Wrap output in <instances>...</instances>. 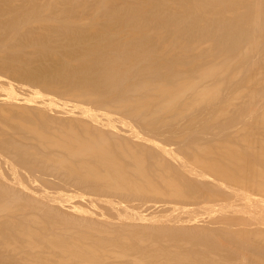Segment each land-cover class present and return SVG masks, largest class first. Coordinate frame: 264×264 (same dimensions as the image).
<instances>
[{"label": "bare ground", "instance_id": "1", "mask_svg": "<svg viewBox=\"0 0 264 264\" xmlns=\"http://www.w3.org/2000/svg\"><path fill=\"white\" fill-rule=\"evenodd\" d=\"M26 1L16 20L0 21V32L18 53L27 43L39 57L34 72L31 56L11 55L16 75L23 70L50 89L21 93L0 75V216L19 226L2 239L10 250L2 263L14 257L49 264L57 253L54 264H185L192 254L184 241L196 243L204 232L219 252L211 260L261 264L264 82L257 73L245 77L244 64L230 74L236 59L228 52L211 65L191 66L196 75L169 61L184 46L189 22L236 23L237 51L254 54L264 39V0ZM230 4L236 6L229 12ZM176 40L182 46L175 48ZM261 60L260 53L252 66ZM51 177L77 185L55 187ZM220 196L230 201L225 208ZM167 201L179 204L159 219L141 211L166 208ZM201 209L212 213L203 227L196 226ZM32 214L37 228L29 224Z\"/></svg>", "mask_w": 264, "mask_h": 264}, {"label": "rangeland", "instance_id": "2", "mask_svg": "<svg viewBox=\"0 0 264 264\" xmlns=\"http://www.w3.org/2000/svg\"><path fill=\"white\" fill-rule=\"evenodd\" d=\"M46 1L47 0H38L37 1V3L38 4H46ZM27 3V1L26 0H0V9H2V10H0V21L4 24H6L8 21L10 22V20L12 21V19H10V18H12V16L13 17H15L14 19H13V21L14 20H16V17L17 16H15V15H17L18 14V12H22V10H23V8L24 7H26L27 5H25ZM226 6H228L226 9L230 12L231 11V7H233V6H236V5H226ZM25 9V8H24ZM3 11V12H2ZM4 11H5V13H7L6 15H5V13H4ZM9 11V12H8ZM9 13V14H8ZM11 15V16H10ZM10 17V18H9ZM6 18V19H5ZM10 19V20H8V19ZM18 18V17H17ZM5 20V21H4ZM0 22V23H1ZM1 23V24H2ZM193 23V22H192ZM191 22H189L188 24H187V30H186V32H184L182 35L184 36V38H182V41L180 42V40L177 42V40L176 41H174L175 42V45L174 46H179V45H181V44H183L184 46H182V48H178L177 46L175 47V48H178V50H173V53L172 52H170L169 53V55L172 53V57L171 56H169L167 59H170V57H171V59H170V65L172 66V67H175V66H177V65H181V68L184 70V71H186V72H189V74H192L191 72L194 70V68H193V70H192V67L191 66H193L194 67V65L196 66V64H198L197 66H199V67H197V69H199L200 67H202L201 66V63H203V65H205V63L204 62H207V61H209L210 62V60H213L212 62L214 63V62H216V60H218L219 59V57L221 56L222 57V55H227L228 53H229V56H233V60L234 59H236V61L234 60V63H232L231 65V67H230V70H228L229 72H230V74H232L231 72H235V71H237L238 69L240 70V68L242 69V67L243 66H245L244 67V69H243V73H245L244 74V76L246 77L247 75H246V73H248L250 76H252L254 73H255V75H256V73H257V75L255 76L256 78H257V80H259L260 79V83H261V81L262 82H264V69H263V67L264 66H261L262 67V69H261V67H259L260 65H261V62H264V60H261V62H260V65L259 66H256L257 68H255V67H253L252 66V64H253V60H256L257 59V57L258 56H260V53H261V55H264V39H263V43H262V46L260 45L259 47V49H257L258 51H256V52H254L256 49H254L255 48V46L253 47V49H254V51H253V49H252V46L250 47L249 46V48L250 49H252L251 51H253V52H251V53H254V54H249L248 52V54L246 55V52L244 53L243 52V49L242 50H239V51H237L238 49H241V48H238L237 49V47H236V45L238 44V41H237V39L238 38H240V35H241V33H240V30H241V28H240V26L239 25H237L236 23H234V24H231V25H226V26H224V25H222V24H220V23H215V24H212V23H208V22H203L202 24H199V22H198V24H194V26H193V24H192ZM194 23H197V22H194ZM208 26H210V28L208 27ZM184 27V26H183ZM33 28V30H35V32H37V26H33L32 27ZM32 28H27V29H31L32 30ZM39 28V27H38ZM26 29V30H27ZM190 29V30H189ZM45 30H47V27H44V31ZM38 31H40V30H38ZM184 31V30H183ZM202 31H204V32H202ZM2 32V31H1ZM0 32V40L2 39V38H4L3 40L6 42V40H9V41H7L8 43L9 42H11V43H9V46L12 48V51H11V53L9 52L10 50L9 49H11L9 46V48H7L6 46L8 45V43L6 44L4 41L2 42V44L4 43V47H3V45L2 44H0L1 46V48L2 49H0V75H5L13 84H14V88H15V90L16 91H18V92H21V93H27V94H30V95H35V94H37L38 92H42V91H45L46 89L45 88H47V84H46V86L44 85V81L43 80H40V79H38V78H34V77H30V76H28V75H25L23 72V70H19L21 73L20 74H18L17 73V75H16V72L17 71H13L14 69H16V70H18V68L19 67H15L14 66V64H13V67L11 66L12 65V61H11V55H12V57L14 56V57H25V56H23V55H29V57L31 56V58H30V62L28 63L29 64V68L32 70V71H34V72H37V62H33V61H37V60H39V57H38V55H37V57L34 55V53H37L36 52V50H35V48H34V46L33 47H31L32 45H30V44H27V43H23L25 46H23L22 44V46H20L21 47V51H20V53H18V50L17 49H14L15 47H16V42H13L12 41V39L10 38H8V39H5L6 37H9V35L6 33V32H4V33H1ZM47 32V31H46ZM200 32H202V33H200ZM174 33V32H173ZM173 33H172V35H173ZM1 34H3V35H1ZM6 34V35H5ZM181 35V37H183ZM171 37V36H170ZM171 38H173V37H171ZM170 39V38H169ZM241 40H242V38H241ZM2 41V40H1ZM1 41H0V43H1ZM179 42L181 43V44H179ZM183 42V43H182ZM237 42V43H236ZM242 42H244V46L245 45H248V44H251L250 42L248 43V41H246V39H245V41L243 40ZM246 42V43H245ZM248 43V44H247ZM6 44V45H5ZM243 44V43H242ZM14 47H13V46ZM26 45H28V46H26ZM186 45V46H185ZM191 45H196V47H194L193 46V49H190V48H192L191 47ZM234 46H235V48H234ZM243 46V45H242ZM243 46V47H244ZM248 47V46H247ZM23 48V49H22ZM248 48V49H249ZM8 49V51H6ZM13 49H14V51H13ZM182 49V50H181ZM249 49V50H250ZM228 50V51H227ZM229 50L231 51V52H229ZM234 50H236L237 51V53H235L234 52ZM175 51V52H174ZM224 51V52H223ZM244 51H247V49L245 48L244 49ZM13 52H15V54H13ZM23 52V53H22ZM212 52H214V53H212ZM228 52V53H227ZM232 52H233V54L235 53V56H236V58H234V55L232 54ZM240 53V55H238L239 53ZM17 53V54H16ZM222 53V54H221ZM224 53V54H223ZM20 54V55H19ZM22 54V55H21ZM212 54V55H211ZM216 54V55H215ZM220 54V55H219ZM232 54V55H231ZM244 54H245V56H244ZM239 56V57H238ZM13 57V58H14ZM220 57V58H221ZM238 57V58H237ZM241 57L243 58V59H241ZM12 58V59H13ZM241 59L240 61L241 62H237V59ZM247 58V59H246ZM249 58V59H248ZM246 59V60H245ZM215 60V61H214ZM244 60H245V63H244ZM219 61V60H218ZM217 61V62H218ZM247 61V62H246ZM238 63L237 65L239 66H237L236 65V63ZM2 63H5V64H2ZM208 63V62H207ZM206 63V64H207ZM251 63V64H250ZM27 64V65H28ZM235 64V65H234ZM241 64V65H240ZM244 64V65H243ZM15 65H19V64H15ZM209 65H211V62L209 63ZM233 65H234V67H233ZM243 65V66H242ZM262 65H264V63H262ZM241 66V67H240ZM15 67V68H14ZM190 67H191V69H190ZM20 68H23V67H20ZM28 68V69H29ZM35 68V69H34ZM236 68V69H235ZM188 69H190V71L188 70ZM182 70V71H183ZM192 70V71H191ZM238 70V71H239ZM258 70V71H257ZM259 70H261V71H259ZM263 70V71H262ZM227 71V72H228ZM14 72V73H13ZM197 72V71H196ZM229 72L228 73H226V75H225V78H227V76L229 77V78H231V76H230V74H229ZM193 73H194V71H193ZM259 73H261V74H263L262 75V77L263 78H261V74H259ZM227 74H229V75H227ZM259 74V75H258ZM21 75V76H20ZM24 75V76H23ZM192 75H196V73H194V74H192ZM245 77H243V74H242V76L240 77V79L238 80H236V81H242V80H244L245 79ZM262 79V80H261ZM224 81H225V83L227 82L225 79H224ZM236 81H234V82H236ZM257 82V81H256ZM42 83V84H41ZM227 83H229V82H227ZM228 85V84H227ZM229 85H231L232 87H230L229 89H232L233 87H235L234 88V90L236 89V86L234 85V83L233 82H230L229 83ZM262 85V84H261ZM45 87V88H44ZM263 87H264V84H263ZM49 88V87H48ZM48 88H47V90H48ZM50 89V88H49ZM264 101V100H263ZM261 109H264V102L262 103V108ZM241 112V111H236V113L234 114V113H231L230 114V116H231V119L233 118H235V120H237V118H238V115H239V113ZM236 115V116H234V115ZM241 114V113H240ZM243 114V113H242ZM233 116V117H232ZM243 117H244V115H242ZM241 116V117H242ZM240 117V116H239ZM240 120V119H239ZM183 152V151H182ZM180 152H178V154H179ZM180 154H182V153H180ZM184 154V153H183ZM182 154V155H183ZM185 155V154H184ZM52 179H53V182H50V185H55V187H62V186H60V185H66V183H67V180L68 179H66L65 180V178H63L62 180H61V178L60 177H58V178H55V177H51ZM55 179V180H54ZM56 183H57V186H56ZM62 183V184H61ZM69 183L70 184H72L71 186H76L77 184H75V183H73V181L72 182H70V180H68V184H67V186H70L69 185ZM116 194V193H115ZM115 194H113L112 193V195H111V197H114V198H117L118 199V197L119 198H121V196L122 195H120V194H117L116 196H115ZM118 196V197H117ZM137 197V196H136ZM135 196H134V198H136ZM125 197L124 196H122V198L121 199H124ZM133 197H131L130 199L128 198V199H126V200H131ZM133 198V199H134ZM140 198V200H138L137 202H140L141 203V201H142V199H144V198H142L141 199V197H138L137 199H139ZM220 198H221V196H220ZM136 199V200H137ZM223 197L221 198V199H219L217 202V204L220 206V205H224V208L226 207V205L230 202L229 200H225V199H223ZM146 200V199H145ZM145 200H143V201H145ZM154 202V201H153ZM179 204V202H175V203H173L172 201H170V202H168L167 201V207L166 208H163V207H154V208H152V209H149V210H141L143 213H149L150 212V214H152V216L154 217L153 219H159V217H160V215L162 214V215H164V214H168L169 212H168V209H172L173 207H175V206H177ZM21 206H18V209L20 210L21 208H20ZM206 209H201V210H198L196 213L198 214V216L200 215V217H198V219H199V222H198V224L196 225V226H199L200 225V227L202 226H205V224H208L209 223V221H211V215L210 214H212V213H210V210H207V212L205 211ZM200 211H201V213H200ZM205 211V212H204ZM166 212V213H165ZM203 212V213H202ZM200 213V214H199ZM109 214H113L114 216H116L118 213H116V212H112V211H110L109 212ZM23 215H24V212H19V214L17 213V215H16V218H21V217H23ZM208 215V216H207ZM215 215H217V214H215ZM155 216H158V217H156L155 218ZM33 217H38V216H36V215H34V214H32V217H28V219H29V224L31 225V227H33V228H37V227H39L40 226V224L39 223H36V222H34L33 221ZM203 217V218H202ZM264 217V216H263ZM263 217H261V219L263 218ZM31 218V219H30ZM11 219V217L10 216H8L7 214H5V215H1L0 216V255H2V256H5L7 253H8V251H10L9 249H6L5 247H3L2 245L3 244H1L2 242H3V238L5 237L6 238V236H8V237H10V234H14V231H16L17 230V228L19 227L18 225H10L11 223H12V221H9V220ZM203 219V220H202ZM260 219V218H259ZM213 220V219H212ZM263 221H264V218L262 219ZM38 233V232H37ZM36 233V234H37ZM203 233V235L204 234H206L205 236H207L208 234L207 233H204V232H202ZM134 234H137V233H134ZM198 234H200V233H198ZM221 234H226V235H228L229 233H226V232H221ZM15 235V234H14ZM197 235V234H196ZM202 234H200V236L199 237H197L196 238V243L195 242H193V243H187V245H186V240L184 241L185 242V246H184V249L183 250H189L191 253H189V255L188 256H190V254H192L191 256H192V258H191V260H187V262L189 263V264H191V262L193 263V264H205L206 263V261H207V263L206 264H210V262H208V261H211L212 262V260H213V262L211 263V264H215V262H217V261H215L216 259L215 258H213V256L215 257V255L217 256V254L219 253V252H217L216 253V251H218V249L217 250H215V249H213L214 247H212L214 244H212L211 242H213V241H215V240H213L212 238H210L209 236L210 235H208L207 237H209V238H207L208 240H206L205 241V237L203 236ZM16 236V235H15ZM203 236V237H202ZM7 237V238H8ZM12 237V236H11ZM201 237L203 238V240L201 241V240H199V238L201 239ZM205 238V239H204ZM19 239V238H18ZM195 239V238H194ZM197 239H198V241H197ZM4 240H7V239H4ZM9 240H10V238H9ZM21 240H22V238H21ZM207 241H210V243H208ZM7 242V241H6ZM199 242H201V246L198 244ZM21 243V242H20ZM207 243V244H206ZM214 243H216V242H214ZM206 244V246L205 247H208V248H205L204 247V245ZM196 245V246H195ZM194 248H193V247ZM203 246V247H202ZM199 247H200V249H199ZM230 247H232L231 249H233V252L235 251V248L237 247V246H235V245H232V246H230ZM234 247V248H233ZM254 247H256V244L254 245V244H252V245H250L248 248H251V250L252 249H254ZM263 247H264V244H263ZM197 248V249H196ZM202 248V249H201ZM236 249H238V247L236 248ZM197 250H199V251H197ZM203 250V251H202ZM212 250V251H211ZM193 251V252H192ZM195 251V252H194ZM200 251H202V255L200 254L201 252ZM207 251V252H206ZM232 251V250H231ZM187 252V251H186ZM186 252H185V254H186ZM200 252V253H199ZM203 252H205V255L203 254ZM208 252H210V253H208ZM226 252V251H225ZM43 253V252H42ZM47 253H51V252H46V254ZM56 254L57 253H55V255L54 254H51V259H50V262L54 259H56V258H58V257H56ZM207 254H209V255H207ZM210 254H212L213 256H212V260L210 259ZM258 254H259V256H260V258L262 259L261 260V264H262V262L264 261V248H260V249H258ZM263 254V255H262ZM8 256H9V254H7ZM48 255H50V254H47L46 256H45V254H44V256L45 257H47ZM52 255H54L55 257L53 258V256ZM196 257H195V256ZM208 257H207V256ZM7 256V257H8ZM41 256H43L42 254H41ZM43 256V257H44ZM263 256V257H262ZM200 257V258H199ZM203 257V259H205L206 258V261L205 260H203V259H201ZM11 258V257H10ZM14 260H13V259ZM11 259L14 261H11V260H8L7 258L4 260V262L2 263V261L0 262V264H22L20 261H19V259H18V261H16V258H14V257H12ZM29 258V257H28ZM48 258H50V256L48 257ZM186 258H187V256H186ZM194 258V262L192 261V259ZM218 258V257H217ZM0 259H2V258H0ZM45 259H47V258H45ZM188 259H189V257H188ZM215 259V260H214ZM229 260H225V259H223V260H221V259H219V260H221V261H219V262H217V264L219 263V264H222L223 262H225L224 264H231L233 261L231 260V258H228ZM7 260V261H6ZM200 260L203 262H200ZM234 260V259H233ZM185 261V260H184ZM196 261V262H195ZM223 261V262H222ZM228 261V262H227ZM49 262V261H48ZM50 262H49V264H50ZM53 263L52 264H54L55 262H56V260L55 261H52ZM186 262V261H185ZM186 262V263H187ZM200 262V263H199ZM227 262V263H226ZM58 263V262H57ZM56 263V264H57ZM176 263V262H175ZM185 263V264H186ZM237 262H233L232 264H236ZM260 264V260H259V262H257V263H254V264ZM61 264V263H60ZM138 264V263H137ZM181 264H183V263H181Z\"/></svg>", "mask_w": 264, "mask_h": 264}]
</instances>
